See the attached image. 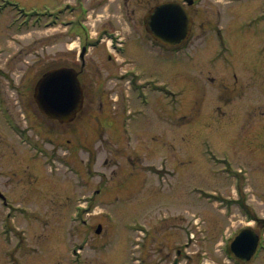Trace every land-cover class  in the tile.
Wrapping results in <instances>:
<instances>
[{
  "label": "rangeland",
  "instance_id": "374dc122",
  "mask_svg": "<svg viewBox=\"0 0 264 264\" xmlns=\"http://www.w3.org/2000/svg\"><path fill=\"white\" fill-rule=\"evenodd\" d=\"M1 1L3 83L16 114L30 116L32 83L73 64L78 39L71 27L20 25L15 17L26 16L10 8L19 3L27 12L50 8L66 16L65 0ZM84 1L89 12H78V28L85 25L91 39L104 27L120 33L125 52L116 55L106 44L89 50L83 110L68 124L51 120L46 130L57 174L27 161L30 152L16 137L6 135L8 146L0 145V187L9 181L18 203L47 176L41 204L30 193L25 201L34 208L0 207V264H171L178 253L179 264H243L229 262L220 244L246 223L263 230L255 218L264 219V24L256 12L264 0H195L192 36L177 52L157 44L143 24L147 10L167 0ZM218 27L233 47L230 61L212 59L221 52ZM125 69L139 76L136 83L121 79ZM32 119L28 125L43 130ZM97 187L95 207L77 215L86 224L71 220L76 198ZM188 233L194 238L186 246ZM253 264H264V251Z\"/></svg>",
  "mask_w": 264,
  "mask_h": 264
},
{
  "label": "flooded vegetation",
  "instance_id": "af4514ba",
  "mask_svg": "<svg viewBox=\"0 0 264 264\" xmlns=\"http://www.w3.org/2000/svg\"><path fill=\"white\" fill-rule=\"evenodd\" d=\"M194 4H192L193 6ZM143 23L144 22V18H143ZM101 45L98 44L96 46H93V49H98ZM89 56V54L86 52L85 54L82 53V48H81V52L77 53L76 52V57H75V61L73 64H69V66H63V67H71V68H75V70L78 71L79 73V79L82 83V88H83V94H84V102H85V96H86V91H85V80L86 75L84 76V69L85 67H87V61L91 59V57H87ZM110 61L112 62H116L117 59L114 58L111 54L108 55V58ZM68 65V64H65ZM74 65V66H73ZM79 65V69L76 67ZM62 67V66H61ZM61 67H56V68H61ZM52 69V68H51ZM51 69L45 71L44 73H42L41 76H39L37 78V80L35 81V83H32V89L29 93V95H27V101L29 102V107L31 109V114L32 115H27V114H23L22 117H19V115L16 114V112L13 110L12 104L10 102V96L8 95V89L7 86L3 83V70H1L0 68V124H3L2 128L3 130L0 132V136H3L2 138H0V145H4L5 147L8 146V138L6 135L9 136H14L19 140L20 145H22L23 147L25 146L27 148V150L30 152V155L28 154V157H25V159L27 161H35V160H40L43 165H46L48 167V172L51 175H55L57 174L56 171H59V168H55L54 170L50 169L51 167V163H52V159L51 157H49V152L47 150V144L48 141L50 140V136L49 133L46 131L49 129V122L52 120L50 117L45 116L38 108L36 100H35V92H36V82H38V80L48 71H50ZM54 69V68H53ZM91 86V85H90ZM17 94H18V98L21 97L23 103H24V99L22 98V93L21 90H17ZM24 107H28L25 105L24 103ZM101 108L103 109V107L101 106ZM83 110V109H82ZM81 110V111H82ZM81 113V112H80ZM32 116H37L39 119V123L43 126V130H39L36 127L32 128L28 125V122H31V124H35ZM23 118L28 119L27 121H24ZM56 121V120H53ZM58 122V121H57ZM60 123V122H58ZM60 124H68V123H60ZM1 129V128H0ZM36 130V133L34 132V130ZM32 149L34 151V153H31ZM32 151V152H33ZM60 157H64L62 159V162L66 164L67 161V153L65 152L63 154V156ZM13 161H17L18 157H13ZM2 163V161L0 160V164ZM92 167V166H91ZM90 167V168H91ZM89 169L86 170V172L88 173ZM92 173V170H90ZM10 172V171H9ZM7 172V173H9ZM0 175H1V171H0ZM15 176V174H13ZM38 182L30 188V193H31V197L30 200L32 199V196H35L34 193H36V197L35 200L38 204H41L42 202L39 201V196L44 195L47 190L45 187V180H47V176H38ZM50 181V180H49ZM8 182H5L4 185H1L0 187V207L4 208V209H14L15 207L17 208H23V209H29V208H34L29 206V203L25 200L28 199V195L30 193L26 194L22 197V199H20L19 203L16 201V199H14L13 194L9 191L6 190V186L8 185ZM76 183H79V180L76 178ZM42 185V188H40V186ZM31 186V185H29ZM102 189H99L97 187L96 190H94L91 194L85 195V197L82 198V196L80 198H76V202L73 206V208H77V207H83L86 210H92L95 207V200L96 197L98 196V194L101 193ZM27 195L26 198H24ZM86 224V220H82V224ZM97 229V228H96ZM127 230V229H126ZM235 236V235H234ZM231 239V241L234 239ZM126 239L130 238V235H126ZM18 247V246H16ZM145 247V243L143 245V248ZM119 248L122 250L123 246ZM20 249V246L18 247V250ZM145 250V254H146V247L144 248ZM179 254V253H178ZM176 254L175 258L173 259L171 264H179V255ZM144 262H146V260H144ZM124 264V261L122 262Z\"/></svg>",
  "mask_w": 264,
  "mask_h": 264
},
{
  "label": "water",
  "instance_id": "95a60500",
  "mask_svg": "<svg viewBox=\"0 0 264 264\" xmlns=\"http://www.w3.org/2000/svg\"><path fill=\"white\" fill-rule=\"evenodd\" d=\"M147 21L152 35L171 45L185 41L192 25L190 15L177 2L155 6L148 13ZM35 98L42 112L61 122L72 121L84 100L77 73L71 68L47 72L37 84ZM257 240L255 233L246 230L238 236L234 250L239 256L248 259L256 249Z\"/></svg>",
  "mask_w": 264,
  "mask_h": 264
}]
</instances>
